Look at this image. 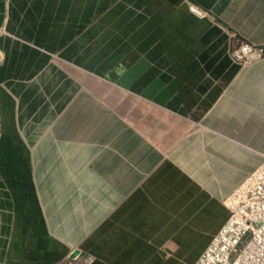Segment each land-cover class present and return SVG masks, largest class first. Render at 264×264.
Returning a JSON list of instances; mask_svg holds the SVG:
<instances>
[{
	"label": "crops",
	"instance_id": "0c3cea01",
	"mask_svg": "<svg viewBox=\"0 0 264 264\" xmlns=\"http://www.w3.org/2000/svg\"><path fill=\"white\" fill-rule=\"evenodd\" d=\"M240 40L264 0H0V264H196L264 162Z\"/></svg>",
	"mask_w": 264,
	"mask_h": 264
},
{
	"label": "built area",
	"instance_id": "2783aa9c",
	"mask_svg": "<svg viewBox=\"0 0 264 264\" xmlns=\"http://www.w3.org/2000/svg\"><path fill=\"white\" fill-rule=\"evenodd\" d=\"M243 63L264 57V48L240 40L232 51ZM230 217L196 264H264V163L226 199Z\"/></svg>",
	"mask_w": 264,
	"mask_h": 264
},
{
	"label": "water",
	"instance_id": "95a60500",
	"mask_svg": "<svg viewBox=\"0 0 264 264\" xmlns=\"http://www.w3.org/2000/svg\"><path fill=\"white\" fill-rule=\"evenodd\" d=\"M78 255V251H74V253H73V257H75V256H77Z\"/></svg>",
	"mask_w": 264,
	"mask_h": 264
},
{
	"label": "trees",
	"instance_id": "16d2710c",
	"mask_svg": "<svg viewBox=\"0 0 264 264\" xmlns=\"http://www.w3.org/2000/svg\"><path fill=\"white\" fill-rule=\"evenodd\" d=\"M3 150H4V148L0 147V153H3ZM0 164H2V163H0Z\"/></svg>",
	"mask_w": 264,
	"mask_h": 264
},
{
	"label": "rangeland",
	"instance_id": "374dc122",
	"mask_svg": "<svg viewBox=\"0 0 264 264\" xmlns=\"http://www.w3.org/2000/svg\"><path fill=\"white\" fill-rule=\"evenodd\" d=\"M0 229H1V223H0Z\"/></svg>",
	"mask_w": 264,
	"mask_h": 264
},
{
	"label": "bare ground",
	"instance_id": "6f19581e",
	"mask_svg": "<svg viewBox=\"0 0 264 264\" xmlns=\"http://www.w3.org/2000/svg\"><path fill=\"white\" fill-rule=\"evenodd\" d=\"M264 163V162H263Z\"/></svg>",
	"mask_w": 264,
	"mask_h": 264
}]
</instances>
